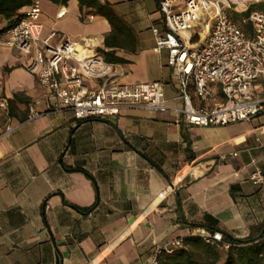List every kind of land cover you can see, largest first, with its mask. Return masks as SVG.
I'll list each match as a JSON object with an SVG mask.
<instances>
[{"label": "crops", "instance_id": "1", "mask_svg": "<svg viewBox=\"0 0 264 264\" xmlns=\"http://www.w3.org/2000/svg\"><path fill=\"white\" fill-rule=\"evenodd\" d=\"M104 1L131 31L132 49L105 48L108 22L76 0H39L41 35L56 31L89 38L91 50L113 49L123 60L114 62L125 71L121 81L159 80L178 104L166 51L153 50L156 1ZM30 56L0 45V95L11 127L5 134L0 127V264H147L152 248L196 229L237 239L261 234L264 183L248 176L258 168L264 177V111L222 126L137 108L78 120L42 100L44 87L24 69ZM255 85L264 96L262 82ZM30 110L39 115L28 119ZM217 250L218 263L226 248Z\"/></svg>", "mask_w": 264, "mask_h": 264}, {"label": "built area", "instance_id": "2", "mask_svg": "<svg viewBox=\"0 0 264 264\" xmlns=\"http://www.w3.org/2000/svg\"><path fill=\"white\" fill-rule=\"evenodd\" d=\"M155 1L160 26H150L153 50L166 51L165 65L174 83L172 100L178 104H170L164 97L159 80L121 81L125 73L122 65L106 61L101 53L91 50L89 38L74 41L58 36L56 31L42 36L39 0H31L24 15L0 32V45L13 46L21 54L31 53L24 69L44 87L42 100L50 108L71 110L78 120L111 118L121 110L137 108L170 110L190 125L222 126L247 121L264 111V96L255 93L257 79L264 86V13L254 9L238 20L229 16L230 10L240 13L264 0ZM239 3L242 8L237 10ZM195 22L200 25L196 31ZM243 25H249L250 31H244ZM195 35L197 39L192 41ZM217 91L219 102L215 101ZM38 115L30 110L28 119ZM8 121L7 100L0 95L4 134L11 130ZM224 157L219 155V159ZM248 179L252 184L264 183L258 168ZM194 235L217 248L229 245L218 230L196 229ZM258 240L264 245V228ZM181 246L182 237L155 246L147 264H158L161 253L170 254Z\"/></svg>", "mask_w": 264, "mask_h": 264}, {"label": "trees", "instance_id": "3", "mask_svg": "<svg viewBox=\"0 0 264 264\" xmlns=\"http://www.w3.org/2000/svg\"><path fill=\"white\" fill-rule=\"evenodd\" d=\"M59 5H64L67 0H48ZM79 9H85L86 13L103 17L110 26V32L103 39L106 47H127L132 49L134 38L126 24L112 10L108 2L104 0H76ZM31 0H0V16L6 20V24L0 28V32L11 27L23 15L22 8L27 7ZM259 10L264 13V2L249 5L241 16H247L251 10ZM236 15V13H234ZM103 59L109 62H122V58L114 55L113 49H98ZM223 240L229 245L225 251V257L217 263L218 248L215 245L204 243L197 235L191 234L182 237V246L175 248L172 253H161L158 264H264V245L255 238L237 239L222 232ZM191 245V249L185 248ZM197 249L194 252L192 249ZM204 256V259L200 258Z\"/></svg>", "mask_w": 264, "mask_h": 264}, {"label": "rangeland", "instance_id": "4", "mask_svg": "<svg viewBox=\"0 0 264 264\" xmlns=\"http://www.w3.org/2000/svg\"><path fill=\"white\" fill-rule=\"evenodd\" d=\"M234 13H236V12H234L233 10L229 11L230 18L233 19V20H238L241 15L239 13H236V15H235ZM5 24H6V20L3 18L2 22L0 23V28H2ZM199 27H200V25L198 24V22H195L193 29L196 31V30L199 29ZM242 27H243L244 31H246V32L250 31L249 25H243ZM196 39H197V36L195 35L193 37L192 41H196ZM192 250L194 252H197L196 251L197 249H195V248H193Z\"/></svg>", "mask_w": 264, "mask_h": 264}, {"label": "bare ground", "instance_id": "5", "mask_svg": "<svg viewBox=\"0 0 264 264\" xmlns=\"http://www.w3.org/2000/svg\"><path fill=\"white\" fill-rule=\"evenodd\" d=\"M242 8V5L239 3L237 6H236V9L237 10H240ZM183 35L184 36H188V33L187 32H183Z\"/></svg>", "mask_w": 264, "mask_h": 264}]
</instances>
